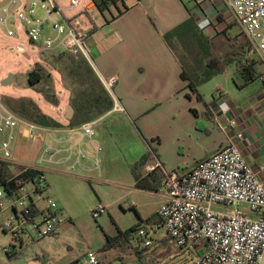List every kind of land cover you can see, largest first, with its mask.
Wrapping results in <instances>:
<instances>
[{
	"label": "built area",
	"instance_id": "1",
	"mask_svg": "<svg viewBox=\"0 0 264 264\" xmlns=\"http://www.w3.org/2000/svg\"><path fill=\"white\" fill-rule=\"evenodd\" d=\"M205 1L195 0L192 6L199 8ZM221 1L233 13L248 39L249 56L264 64V0ZM79 6L78 0H72L67 9L74 10ZM62 11L55 0H20L19 4L17 0H2L0 28L18 42L23 37L36 45L42 42V52L60 49L61 52L81 56L93 65L87 47L89 31L84 30L77 20H54L53 16ZM48 23L56 32L54 36L45 31ZM210 26L208 19L198 23L200 30ZM17 51L27 53L29 50L19 43ZM103 82L112 92L116 80ZM215 96L222 100L226 97L222 92ZM222 105L226 127L237 140H242V124L232 114L229 103L223 102ZM111 112H125L119 100H115ZM21 139L40 148L38 166L24 167L14 178L26 170L39 174L18 180L10 193L0 186V211L9 209L13 212L3 226L10 237V243L0 247V251L6 254L15 251L23 238L32 233L43 239L55 236L59 231L63 213L47 195V168L74 174L102 173L100 156L104 149L96 139L94 121L73 127L43 126L12 111L0 98V161L15 165L13 145ZM88 162H92V166H88ZM160 168L162 165L156 158V166L148 169ZM164 187L168 201L159 209L158 216L168 237L178 247L199 249V256L190 264H264V184L237 145L225 146L187 173L180 174L176 170L166 173ZM41 201L44 206L40 205ZM240 205H245L247 211ZM215 206L222 209L238 207L228 214L215 209ZM107 214L108 208L102 203L91 212L95 220ZM132 241L140 250L154 245L146 230L137 231ZM77 264H99L98 255L89 251Z\"/></svg>",
	"mask_w": 264,
	"mask_h": 264
},
{
	"label": "crops",
	"instance_id": "2",
	"mask_svg": "<svg viewBox=\"0 0 264 264\" xmlns=\"http://www.w3.org/2000/svg\"><path fill=\"white\" fill-rule=\"evenodd\" d=\"M99 6L105 9V14L101 13ZM87 8H97L102 17L99 25L94 24L89 30L87 41L93 68L103 86L104 80H116L112 92L104 87L111 95L113 106L115 100H119L125 109V112H111L112 108L94 122L96 125L108 114L122 113L132 125H137L146 135L143 141L148 149V158L134 161L141 163V170L134 175L137 190L159 192L140 189L137 186L140 180L149 176L151 180L148 186L164 188L161 208L168 201L164 187L166 173L175 170L180 174L187 173L229 144L239 147L245 160L264 184V64L258 61L255 80L242 89L235 83L232 91H226L221 85H217L207 97L195 84V81L201 82L207 71L206 59L209 49L219 56L230 54L220 51L216 44L219 39L216 35L222 34L232 42L238 35L233 29L237 26L241 28L237 20H226L224 12L230 9L221 0H206L199 8L192 6V2L186 4L183 0H91ZM207 19L211 21V26L200 30L198 23ZM168 34H171L170 37L165 38ZM191 34L204 37L207 44L205 66L200 70L201 73L194 77L187 73L182 59L173 48V40L184 39ZM61 51L49 54H58ZM39 53L44 52L40 49ZM234 70L232 67L226 72H232L233 79ZM241 82L239 81V84ZM217 92H222L226 96L225 99L217 98ZM223 102L229 103L232 114L238 117L242 124V140H237L234 133L226 127L222 112ZM56 120L62 127L69 126L67 120ZM148 138L152 140V144L148 143ZM103 152L101 156L106 160ZM156 158L162 168L149 171L148 168L156 166ZM87 165L92 166V162ZM101 171V175L97 172L75 173L72 179L103 185V178L107 173L103 172L102 167ZM45 174L58 175L61 174V169L47 168ZM100 203L108 208L107 215L111 214L110 204L102 199ZM62 213L63 222L55 236L39 239L32 233L31 236L23 238L15 250L16 254L26 248L27 242L36 241L35 243L45 245L52 253L50 257L46 252L37 256L43 264L80 262V256L75 254L58 255L63 250L60 244H63V231L69 233L78 229L71 213ZM107 215L102 216V229L105 233L101 244L103 250L111 252L115 239L122 241V238H125L128 245L133 243L134 236L131 232L127 233L128 227L122 225L113 215L111 226L107 223ZM122 254L125 255L126 252L120 251L117 254L122 264H149L154 260L150 255V248L140 250L135 246L128 262H125ZM57 257L58 260L54 261ZM98 259L99 264H104L99 257ZM106 264L113 262H108L107 257Z\"/></svg>",
	"mask_w": 264,
	"mask_h": 264
},
{
	"label": "rangeland",
	"instance_id": "3",
	"mask_svg": "<svg viewBox=\"0 0 264 264\" xmlns=\"http://www.w3.org/2000/svg\"><path fill=\"white\" fill-rule=\"evenodd\" d=\"M55 1L63 11L55 14L53 16L54 20H77L86 31L91 30L94 24L99 25L102 18L99 10L97 8L88 10L87 8L91 0H78L80 6L74 10L67 9L72 0ZM183 1L186 4H190L195 0ZM224 15L227 21L236 20L230 10L225 11ZM45 27L47 34L52 36L56 34L49 23ZM233 30L237 31L238 35L233 38L232 42L222 34L221 36L216 35L219 38L216 40V44L221 52L231 53L240 45H245L249 49L250 43L240 28L237 26ZM19 43L23 44L29 51L27 53L18 52ZM206 46V39L199 37L197 34H191L184 39L173 40L174 51L182 59L187 73L192 77L201 73L200 70H203L202 67L205 66ZM41 48L42 42L36 45L31 43L26 37H23L18 42L15 38L9 37L5 29L0 28V98H30L43 113L55 120L58 118L66 120V110L71 105L70 92L62 84L58 71H51L53 76L51 88L57 95L59 101L57 106L50 104L44 95L40 93L41 90L48 89L47 84L43 83L33 88L27 86L25 74L35 63L42 60V55L39 53ZM59 50L56 49L52 53H57ZM91 66L93 68V65ZM11 73L14 74L12 83L8 86H3L1 82ZM231 73L213 75L206 82L199 83L195 81V84L207 97L213 93L217 85H221L226 91H232L235 88V84ZM95 131L96 139L103 146V155L105 154L106 157L105 160L101 156L102 170L107 173L103 178V185H99L97 182L91 183L87 180L78 181L72 179L74 173L64 170H61L62 175L47 176L49 186L47 195L56 202L62 211L71 213L78 227L77 230H72L69 233L63 231L64 236L61 238L63 244L60 242L63 250L58 255L75 254L80 256V261H83L85 254L89 251H94L104 264H106L107 257L108 262L112 261L113 264H122L117 254L120 251H125L126 254H122V258H125V262L129 261V256L134 253L135 246L132 242L128 245L125 238H122V241L115 239L111 252L107 253L101 247L105 239V233L102 229L104 218L95 220L91 212L102 199L110 204L109 212L111 214L106 217L107 223L111 224V216L113 215L122 225L128 227V230L135 227L136 231H132L133 236L139 230H146L150 234L154 240V245L150 248V255L154 259L152 263L190 264L199 256V249L193 246L178 247L168 237L167 230L163 226L160 217L156 214L162 203L161 197L164 193V188L159 186L158 193H148L135 188L134 175L141 170V163H135L134 161L138 159L147 160L148 158V149L143 141V137H146V135L142 129L137 125H132L122 113H114L108 114V116L100 120L95 125ZM148 143L152 144L150 138H148ZM13 154L15 165L11 167L12 176H15L24 167L38 166L40 148L32 146L30 141L19 140L18 143L13 145ZM40 205L44 206V202L41 201ZM237 207L222 209L220 206H215V209L232 214ZM239 207L247 209L245 205H240ZM12 215L13 212L9 209L0 211V247L7 246L10 243V237L5 233L3 226ZM72 224L75 225L74 223ZM35 242H27L26 248L19 251L14 258H9L7 254L0 251V264H43L37 259V256L42 252H46L50 257L52 253L45 245ZM57 260L58 257L54 259V261Z\"/></svg>",
	"mask_w": 264,
	"mask_h": 264
},
{
	"label": "trees",
	"instance_id": "4",
	"mask_svg": "<svg viewBox=\"0 0 264 264\" xmlns=\"http://www.w3.org/2000/svg\"><path fill=\"white\" fill-rule=\"evenodd\" d=\"M102 14L105 9L99 6ZM242 31V29L240 28ZM243 33V31H242ZM171 34L165 36L169 38ZM42 60L35 63L32 68L25 74L27 86L30 88L40 84H47L48 89L40 91L45 99L52 105L59 104L56 93L51 88L53 83L52 72L45 66L47 64L52 71L59 72L62 84L70 92V104L75 109L73 119L69 121V126H79L83 123L94 121L113 108V100L111 95L100 83L91 64L81 56H73L66 52L58 54H49L44 52L41 54ZM258 60L249 56V49L245 45H240L234 49L229 55L219 56L211 49L208 50L206 65L207 71L203 75L201 82H206L213 75L225 74L230 68H234V83L240 89L247 87L255 80L257 76L256 65ZM239 81H242L239 84ZM2 101L14 112L36 124L58 128L62 124L51 116L42 112L38 105L30 98H8ZM13 165L9 162L0 161V186H4L8 193L15 189L18 180H27L35 177L38 172L34 170H26L14 178L12 176ZM149 176L138 182L140 189L156 191L157 186H148ZM136 231L135 227L127 230V233ZM9 258L16 257L13 251L7 254ZM75 262L73 264H77Z\"/></svg>",
	"mask_w": 264,
	"mask_h": 264
},
{
	"label": "water",
	"instance_id": "5",
	"mask_svg": "<svg viewBox=\"0 0 264 264\" xmlns=\"http://www.w3.org/2000/svg\"><path fill=\"white\" fill-rule=\"evenodd\" d=\"M19 3H20V0H17V4H19ZM45 66L48 68V70H49L50 72L52 71V69H51L47 64H45ZM13 75H14V74H12V73L9 74L8 77H7L6 79H4V80L1 82V84H2L3 86H8V85H10V84L12 83ZM74 114H75V109L73 108L72 105H69V106L67 107V110H66L65 119H66L67 121H70L71 119H73Z\"/></svg>",
	"mask_w": 264,
	"mask_h": 264
}]
</instances>
